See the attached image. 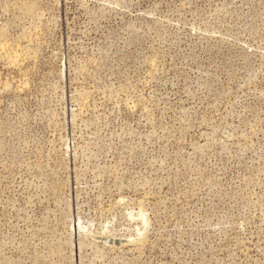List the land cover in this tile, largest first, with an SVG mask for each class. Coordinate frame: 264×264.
I'll return each mask as SVG.
<instances>
[{"label":"rangeland","instance_id":"obj_1","mask_svg":"<svg viewBox=\"0 0 264 264\" xmlns=\"http://www.w3.org/2000/svg\"><path fill=\"white\" fill-rule=\"evenodd\" d=\"M0 264H264V0H0Z\"/></svg>","mask_w":264,"mask_h":264}]
</instances>
